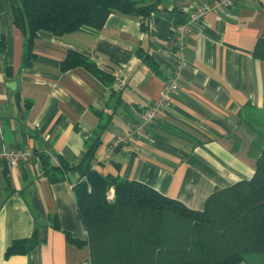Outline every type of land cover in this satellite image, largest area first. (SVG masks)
Returning a JSON list of instances; mask_svg holds the SVG:
<instances>
[{
  "label": "crops",
  "instance_id": "crops-1",
  "mask_svg": "<svg viewBox=\"0 0 264 264\" xmlns=\"http://www.w3.org/2000/svg\"><path fill=\"white\" fill-rule=\"evenodd\" d=\"M213 1L159 0L145 26L140 16L111 12L100 29L38 30L25 67V34L12 13L21 1L0 0V147L33 153L16 166L0 162V264H90L88 245L66 237L87 238L72 189L77 175L50 181L43 170L60 160L76 164L99 124L106 126L94 169L142 182L191 209L251 177L264 147V60L253 55L264 39V0H236L205 14L179 53L177 24ZM68 51L110 74L112 85L83 66L61 70ZM177 59L183 77L176 94L144 134L111 149L159 97ZM107 194L112 198L113 188ZM30 237L35 244L27 252L5 255L13 241Z\"/></svg>",
  "mask_w": 264,
  "mask_h": 264
},
{
  "label": "trees",
  "instance_id": "trees-1",
  "mask_svg": "<svg viewBox=\"0 0 264 264\" xmlns=\"http://www.w3.org/2000/svg\"><path fill=\"white\" fill-rule=\"evenodd\" d=\"M20 1L22 10L12 6V13L14 24L25 34V67L31 63L32 42L38 30L62 34L81 28L100 29L111 12L140 16L145 26L159 2ZM181 13L176 11V16ZM253 55L264 60V39L256 41ZM140 56L156 69L147 54ZM76 66L112 85L110 74L83 55L68 51L61 70ZM111 92L115 93L113 88ZM105 126L99 124L98 131L85 142L76 164L60 160L43 170L50 181L65 178L68 171L77 175L72 189L87 238L78 240L69 233L66 237L77 246L88 245L90 264H264V147L249 179L214 190L203 208L195 210L142 182L121 180L94 169L92 162ZM110 188L112 198L107 194ZM34 244V237L13 241L5 255L25 253Z\"/></svg>",
  "mask_w": 264,
  "mask_h": 264
},
{
  "label": "built area",
  "instance_id": "built-area-1",
  "mask_svg": "<svg viewBox=\"0 0 264 264\" xmlns=\"http://www.w3.org/2000/svg\"><path fill=\"white\" fill-rule=\"evenodd\" d=\"M236 0H214L213 2H203L196 6L187 18L177 24L175 28L176 50L181 53L185 37L192 31L193 25L209 12H223L227 7L234 4ZM182 62L177 59L173 64L171 72L160 90L159 97L151 102L149 106L139 114V119L133 128L126 134L117 135L110 143L111 149H116L129 144L132 138L142 135L146 132L160 114V111L176 94L182 81ZM33 153L28 148L21 147H0V162L13 166L21 162L29 161Z\"/></svg>",
  "mask_w": 264,
  "mask_h": 264
}]
</instances>
